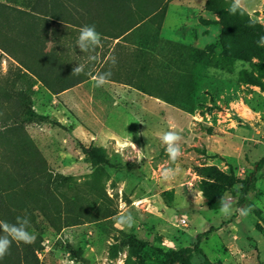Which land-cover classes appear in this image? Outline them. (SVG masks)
Here are the masks:
<instances>
[{
	"label": "rangeland",
	"instance_id": "374dc122",
	"mask_svg": "<svg viewBox=\"0 0 264 264\" xmlns=\"http://www.w3.org/2000/svg\"><path fill=\"white\" fill-rule=\"evenodd\" d=\"M206 1L0 0L23 10L12 15L0 10L1 26L9 29L4 38L20 40L14 46L21 54L44 53L45 63L36 60L51 83L84 79L69 95V105L56 102L31 76L18 78L15 63L0 55V87L8 77L9 90L26 94L18 100L0 93V221L27 216L35 236L31 244L13 241L0 264H155V249L192 245L205 231L191 264H264V165L255 194L243 205L252 208L246 217L224 218L219 201L208 203L201 190L213 177L211 169L231 168L243 180L264 156V60L222 56L219 17L204 9ZM156 6L165 7L162 19L146 18L140 31L115 45V34ZM45 9L58 19L33 16ZM240 9L264 26V0H241ZM177 16L184 19L176 23ZM85 24L105 32L92 53L75 46L80 29L75 25ZM205 48L198 57L192 51ZM172 54L178 61L164 71ZM89 55L95 59L89 61ZM78 61L87 75L72 74ZM109 70L107 83L95 87L92 76ZM165 73L172 74L169 85H163ZM123 85L134 90L122 94ZM78 96L81 101L74 103ZM167 97L194 110L177 108ZM13 124L22 130L11 132ZM170 127L181 136L176 161L159 138ZM26 138L42 156L40 163L30 157ZM166 168L177 169V175L164 180ZM239 187L220 193L233 199ZM121 213L131 214V226L117 223Z\"/></svg>",
	"mask_w": 264,
	"mask_h": 264
},
{
	"label": "trees",
	"instance_id": "16d2710c",
	"mask_svg": "<svg viewBox=\"0 0 264 264\" xmlns=\"http://www.w3.org/2000/svg\"><path fill=\"white\" fill-rule=\"evenodd\" d=\"M128 1V0H127ZM232 3V0H207L204 4V9L208 12L215 13L219 17V23L221 25V31L217 37L218 45L221 49L222 56L226 58L227 60H245L248 57H256L259 60H264V45H259L257 41L260 40L262 36H264V26L259 24L258 22L252 21L247 14H245L244 11H241L239 8L236 13H230L227 11V8ZM157 7V6H156ZM154 8L149 12V14L142 17L140 20L133 21L131 24H128L123 30H121L120 33L115 34L113 38L115 39H127V37L132 36L134 33L140 31L146 24V20L150 17H154L155 15H161V19L163 18V11L165 10V7H157ZM0 10L1 12H5L6 15H12V14H21L23 10H21L18 7L7 5V4H1L0 3ZM41 12H36L34 15L29 13L30 16L33 15L34 17L37 15L42 16L43 19H47V21H54L58 19L57 14L54 13L51 9H45L40 10ZM27 13V12H26ZM25 14V15H29ZM101 14V9L100 13ZM32 16V17H33ZM156 17V16H155ZM147 18V19H146ZM146 19V20H145ZM98 25V24H97ZM77 27H81L80 25H75ZM100 26H96V30L102 35L105 32L103 30L99 29ZM160 29V24L155 27V31L150 38L153 42L157 40L158 33ZM6 31H9V29H6L1 26L0 23V55L5 54L12 63H15L16 68L18 69V78L31 76L35 82H38L41 84L43 88H45L49 93L55 94L59 93L65 89H68L74 85H76L79 82L74 83H63L60 82L58 79L56 83H51V78L49 79L46 75V68L41 70L40 66H38V62L36 59H40V61L44 62V58L46 59V55L42 52H37V56L39 58H35L31 55H29L28 52H25V54H21L18 51V48L14 46V44H19L20 40L18 39H9L7 40L4 38V34ZM43 35L45 34V37L47 36V29H43L41 32ZM118 42L115 43L117 45ZM141 40L134 42L135 48H136V57L138 58L141 56V53L143 51L141 50L142 44ZM118 46V45H117ZM178 45L176 43L172 44V47L175 48ZM148 47V46H144ZM191 49V48H190ZM195 56H200L202 53H205V51H208V48H205L203 50H192ZM173 54L169 57L165 58V68L164 71H166V67L168 70L170 69V65L176 64L178 61L176 58L173 59ZM145 58V57H144ZM153 58V57H151ZM150 58V59H151ZM192 59V63H195V59L190 57ZM45 63V62H44ZM183 64V60L181 61ZM167 70V72H169ZM163 85H169L173 82L172 74H166L163 76ZM54 81V79H53ZM202 81L201 76H197V84ZM256 85H262L261 80L257 78H252L251 80ZM8 77L5 78V82L3 87H0V93L6 97H12L16 96L18 100H24L26 98V94L22 90V88L16 89V90H9L7 86L9 85ZM136 88L141 90L144 93H148L151 96H154L152 94V91H146L144 87H141V85H137ZM12 91V92H11ZM165 100L172 104L173 106L180 108L184 111L191 112L194 109L189 107L187 108L184 105H181L179 103L173 102L170 98H165ZM33 114V112H32ZM11 132H18L19 129L22 130L21 127H19L17 124H13L11 127H9ZM25 144L30 147L29 149V155L32 158H36L38 163L43 161L42 156L38 153L35 145L32 143L30 138L25 139ZM264 165V156L254 163L253 170L248 173V175L243 180H238L236 176L234 175L231 168L227 172H223L217 169H211L210 172L212 173L213 177L211 178L210 182H206V187L203 184L202 185V193L204 199L208 203L217 202L219 201L220 196L222 194L220 191L226 190L232 185L239 183V193L236 198H233L232 200L235 202L234 204L238 207L245 205L251 196H253L256 192V185H257V174L261 170L262 166ZM39 198V196H38ZM40 199V198H39ZM256 216H260V209H255ZM208 231L198 233L196 237L194 238L193 244L182 247L178 250H167V251H161L159 249H155L156 252V263L155 264H191L190 259L194 253L201 252L200 249V242L202 239L208 235ZM140 264H144V262H141Z\"/></svg>",
	"mask_w": 264,
	"mask_h": 264
},
{
	"label": "clouds",
	"instance_id": "9594fccd",
	"mask_svg": "<svg viewBox=\"0 0 264 264\" xmlns=\"http://www.w3.org/2000/svg\"><path fill=\"white\" fill-rule=\"evenodd\" d=\"M241 0H232V3L227 8V11L230 13H236V11L240 8ZM259 45H264V36L257 41ZM102 45V37L101 34L96 30V26L94 24H85L80 27L79 35L76 39L75 46L79 47V49L83 53H92L96 48ZM95 57L89 55L88 60L92 61ZM79 62V61H78ZM112 63L115 64V58H112ZM86 65L83 63H78L77 66L73 67L72 74L73 75H81L88 73L85 72ZM111 71L100 72L92 76V81L95 87H103L108 79L111 77ZM160 140L163 145H165V151L168 154L170 160L176 161L181 156V147L179 146V141L181 136L178 132H176L172 127L169 130L164 131L160 134ZM136 149V145H132ZM137 150V149H136ZM139 151V150H137ZM139 160L138 157H136ZM178 173L177 169L166 168L162 172V178L164 180H169L174 178ZM234 201L226 196H220L219 198V213L224 218H230L234 214H238L241 217H246L252 210L251 206H241L234 207ZM133 217L130 213H121L117 217V223L126 224L131 226L133 223ZM30 224V220L27 216H17L15 218L14 223H9L7 221H0V260L4 258L5 255L8 254L9 249L13 241L22 242L25 244H31L35 240V236L28 231V226Z\"/></svg>",
	"mask_w": 264,
	"mask_h": 264
},
{
	"label": "crops",
	"instance_id": "0c3cea01",
	"mask_svg": "<svg viewBox=\"0 0 264 264\" xmlns=\"http://www.w3.org/2000/svg\"><path fill=\"white\" fill-rule=\"evenodd\" d=\"M258 2V1H257ZM254 3H256V2H254ZM261 16L264 18V11H262V13H261ZM184 19V18H183ZM180 16H177V20H175V22L176 23H179V22H181V20H183ZM174 22V23H175ZM117 40L118 39H115V43L117 42ZM113 84H116L117 85V83L116 82H113ZM123 86H126L127 88H122V87H119L118 86V89H121V92H122V94H124V92H125V94L126 93H128L127 91V89H132V90H134V88L133 87H131V86H129V85H123ZM113 88H115V86H113ZM78 91V88H77V85H75V86H72V87H70V88H68V89H65V90H63V91H61V92H59V93H55V94H51V96L53 97V101H56V102H59V99H61L62 101H63V103L64 104H67V105H69L70 103H71V100H69L68 98H69V95L70 94H72V93H74L75 91ZM81 96H78V98L76 99V98H73V102L75 103V102H80L81 101V98H80ZM80 100V101H79ZM54 103V102H53Z\"/></svg>",
	"mask_w": 264,
	"mask_h": 264
},
{
	"label": "built area",
	"instance_id": "2783aa9c",
	"mask_svg": "<svg viewBox=\"0 0 264 264\" xmlns=\"http://www.w3.org/2000/svg\"><path fill=\"white\" fill-rule=\"evenodd\" d=\"M181 221H182V223H185V219H182Z\"/></svg>",
	"mask_w": 264,
	"mask_h": 264
}]
</instances>
